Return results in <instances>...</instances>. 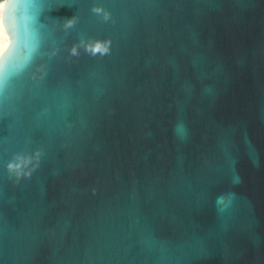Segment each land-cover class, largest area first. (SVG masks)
<instances>
[{"label": "water", "instance_id": "water-1", "mask_svg": "<svg viewBox=\"0 0 264 264\" xmlns=\"http://www.w3.org/2000/svg\"><path fill=\"white\" fill-rule=\"evenodd\" d=\"M0 18V264H264V0Z\"/></svg>", "mask_w": 264, "mask_h": 264}, {"label": "clouds", "instance_id": "clouds-1", "mask_svg": "<svg viewBox=\"0 0 264 264\" xmlns=\"http://www.w3.org/2000/svg\"><path fill=\"white\" fill-rule=\"evenodd\" d=\"M7 3V0H0V11L3 10L5 4ZM92 11L94 12H99V8H93ZM105 18H107V14H105ZM66 27H71L73 24V18L67 19L64 21ZM86 51H89L91 55L95 56L96 54H107L109 52V47L102 45L100 42H95L91 45L86 46ZM72 53L75 55L76 54V49L75 46H73ZM9 169H11L13 166L9 164Z\"/></svg>", "mask_w": 264, "mask_h": 264}, {"label": "bare ground", "instance_id": "bare-ground-1", "mask_svg": "<svg viewBox=\"0 0 264 264\" xmlns=\"http://www.w3.org/2000/svg\"><path fill=\"white\" fill-rule=\"evenodd\" d=\"M7 42H8V36H7V34L3 28L1 18H0V53L2 52L4 47L6 46Z\"/></svg>", "mask_w": 264, "mask_h": 264}]
</instances>
